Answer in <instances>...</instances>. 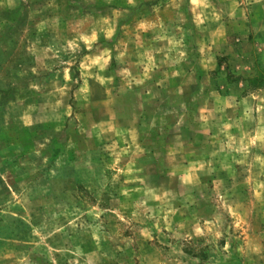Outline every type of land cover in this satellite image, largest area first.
Returning <instances> with one entry per match:
<instances>
[{
    "label": "rangeland",
    "instance_id": "374dc122",
    "mask_svg": "<svg viewBox=\"0 0 264 264\" xmlns=\"http://www.w3.org/2000/svg\"><path fill=\"white\" fill-rule=\"evenodd\" d=\"M0 264H264V0H0Z\"/></svg>",
    "mask_w": 264,
    "mask_h": 264
}]
</instances>
